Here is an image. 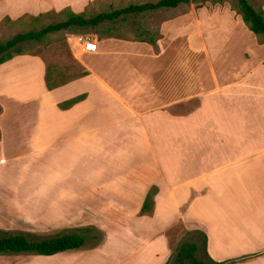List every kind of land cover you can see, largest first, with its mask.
<instances>
[{"label":"crops","instance_id":"crops-1","mask_svg":"<svg viewBox=\"0 0 264 264\" xmlns=\"http://www.w3.org/2000/svg\"><path fill=\"white\" fill-rule=\"evenodd\" d=\"M95 1L19 0L4 15L78 14ZM175 10L154 44L81 43L74 56L87 74L52 90L37 57L0 65V96L12 71L29 79L23 124L22 101L12 105L10 92L0 104V166L25 143L29 163L42 162V183L0 184V228L12 235L13 222L17 234L44 239L94 226L103 236L93 248L10 255V264H165L177 225L202 233L213 261L257 255L236 264H264V44L227 3ZM151 187L153 212L141 215Z\"/></svg>","mask_w":264,"mask_h":264},{"label":"rangeland","instance_id":"rangeland-1","mask_svg":"<svg viewBox=\"0 0 264 264\" xmlns=\"http://www.w3.org/2000/svg\"><path fill=\"white\" fill-rule=\"evenodd\" d=\"M158 1L160 0H97L89 5L88 10H86V15L89 17L102 12L122 9L130 5L156 3ZM224 1L225 2L223 4L227 3L228 5H230V7H235V0ZM248 1L253 6V8L263 9L264 7V0ZM18 2L19 0H0V42L3 40L10 39L16 34L36 30L60 20V18L56 15L55 12L41 14L39 20L37 21L34 20L35 16L30 15L21 16L20 18H18L19 20L12 19L11 17L4 15L9 14L10 16H12V13H15L17 10L15 8H17ZM191 4H193L194 6H200L206 5L208 3L196 2L190 3L187 6L180 5V7H177L175 11L184 12L186 8ZM165 11L173 13L172 9H170L143 13L139 15H129L126 16V18L124 19H119L115 22H108L103 24L95 34L93 32L72 33L62 31L47 36L44 41V44L25 43L21 46L25 49L26 55L37 57L44 62L46 69L49 71L50 79H56V81H66L82 72L80 64L75 59L74 50L77 47L82 48L80 45L83 39H85L86 37H90L91 39H95L97 37H115L126 40H149L150 38H156L158 36L159 24L166 16L164 14ZM5 17H8L9 19H5ZM81 38L82 40H80ZM28 81L29 79L26 76L25 72L12 71V76L9 77L6 86L2 87L4 93L2 94V96H0V104L9 101L4 96L10 94V92L12 94L13 100L12 105L14 104L15 100L22 101L21 105H23V107H20L21 109L16 111V118L21 121L20 124H23L25 120L24 101L26 99L25 88L28 86ZM1 114L2 107L0 106V115ZM20 128L23 129V125L22 127L20 125ZM18 138L20 139V141L25 139L24 129L23 131H18ZM26 150V143L22 144L21 146H18V151L16 152V158H19L18 161L10 164L8 162V158L4 157L3 160L7 161V165L5 167L0 166V184L11 185L12 192H14V188L17 187L19 184H40V182L42 183L41 159H38V161L34 163H29L31 159L27 155ZM13 152L14 150H12V154ZM56 168L57 167H52V169ZM50 177L55 178L56 175L52 173ZM6 193L8 194L7 190ZM76 215L77 214H73L72 218H74ZM2 224L8 225V221H2ZM13 227L14 223L12 222V235L18 233V230H14L16 228ZM84 229L88 230V241L86 243L87 247L91 246L96 242V240L90 239L92 236L102 235L101 232L94 226H91V228ZM1 232L9 233L10 231L2 230V228H0V233ZM167 236L170 242L173 244H175L178 240H190V238H188V235L183 231L180 225H177L173 229H171L167 233ZM28 237L31 240H41V237H32L30 235H28ZM11 262V256L0 255V264H10Z\"/></svg>","mask_w":264,"mask_h":264},{"label":"trees","instance_id":"trees-1","mask_svg":"<svg viewBox=\"0 0 264 264\" xmlns=\"http://www.w3.org/2000/svg\"><path fill=\"white\" fill-rule=\"evenodd\" d=\"M208 3L211 6L221 5L224 0H160L156 3H146L139 5H130L122 9L102 12L93 16H87L86 11L75 14L69 9H64L56 15L60 18L59 21L43 26L36 30L27 31L16 34L10 39L0 42V65L12 60L16 56L26 55L25 49L21 46L25 43L44 44L47 36L59 33L62 31L72 33H87L94 34L100 27L108 22H115L119 19H124L129 15H139L143 13H150L159 10H170L179 7L180 5H189L190 3ZM202 6V5H200ZM241 19L247 29L252 32L260 44H264V10L262 8L256 9L250 4L248 0H235V7H231ZM38 15L35 21L39 20ZM5 19H9L5 17ZM19 20V19H18ZM156 38L141 39L139 41L154 44ZM264 65V62H263ZM87 73L82 69V72L66 81H56L50 79L49 71L46 70L45 85L48 90L60 87L72 80L81 78ZM85 95H80L70 99L59 105L60 108L66 109L70 106L82 101ZM157 193L156 187H151L147 192L143 201L140 214L151 215L154 208V196ZM88 230H82L75 234H58L50 238L41 240H31L28 236L23 234L11 235L9 233H0V255H17L29 254L36 256H52L61 252L78 250L84 246L88 241ZM199 235L202 241L182 240L174 248L170 257L165 264H236L242 260L253 258L257 255L244 257L242 259H234L223 262L213 261L206 251V237L200 232L186 233ZM90 239L96 240L94 244L89 246L93 248L101 243L102 235L92 236Z\"/></svg>","mask_w":264,"mask_h":264},{"label":"built area","instance_id":"built-area-1","mask_svg":"<svg viewBox=\"0 0 264 264\" xmlns=\"http://www.w3.org/2000/svg\"><path fill=\"white\" fill-rule=\"evenodd\" d=\"M82 40V38L80 39ZM90 37H86L85 39L82 40V43L88 48L89 51H94L96 48V45Z\"/></svg>","mask_w":264,"mask_h":264}]
</instances>
